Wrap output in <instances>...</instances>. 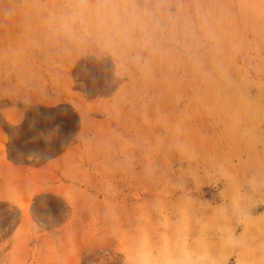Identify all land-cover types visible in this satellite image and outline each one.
<instances>
[{
  "label": "rangeland",
  "instance_id": "1",
  "mask_svg": "<svg viewBox=\"0 0 264 264\" xmlns=\"http://www.w3.org/2000/svg\"><path fill=\"white\" fill-rule=\"evenodd\" d=\"M0 140V264H264V0H0Z\"/></svg>",
  "mask_w": 264,
  "mask_h": 264
},
{
  "label": "crops",
  "instance_id": "2",
  "mask_svg": "<svg viewBox=\"0 0 264 264\" xmlns=\"http://www.w3.org/2000/svg\"><path fill=\"white\" fill-rule=\"evenodd\" d=\"M78 101V97L75 98ZM95 104L94 106L98 109V112H102L103 109V100L102 99H93ZM89 98H84L82 100V107L85 104V108L81 110V113H85L88 116L90 115V110L86 109L88 105L92 104ZM81 102V101H80ZM80 114V113H79ZM93 117V116H92ZM6 122V121H5ZM76 146V142L68 141L65 145V151L61 153L60 151L56 153L51 152V154H44L39 157L37 156H23L17 155V153L12 149V147L0 140V172H6L10 175L18 185H29L30 183H36L38 185L45 184L49 180L60 181L62 180L61 174L59 175V169L53 170L52 167L56 165V162H59L61 158L66 154H71L72 149ZM39 177V178H38ZM61 183L58 184L56 188L59 190Z\"/></svg>",
  "mask_w": 264,
  "mask_h": 264
}]
</instances>
